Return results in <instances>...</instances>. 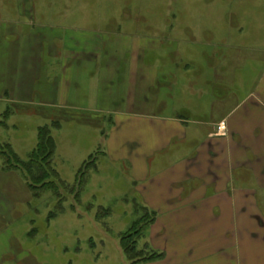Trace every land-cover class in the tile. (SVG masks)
Listing matches in <instances>:
<instances>
[{
  "label": "rangeland",
  "instance_id": "374dc122",
  "mask_svg": "<svg viewBox=\"0 0 264 264\" xmlns=\"http://www.w3.org/2000/svg\"><path fill=\"white\" fill-rule=\"evenodd\" d=\"M30 1L27 8L32 14L23 18L31 24L15 21L22 33L30 30L26 35L33 29L38 38L48 37V27L57 26L55 30L61 32L63 24L101 34H108L105 30L117 32L102 36L112 44L106 50L110 55L99 54L98 60L65 59L63 53L51 55L47 40L36 54V75L32 79L26 75L22 80L28 100H19L11 89L0 97V121L5 120L0 140L10 143L22 160H27L36 146L38 127L54 121L61 124L53 130L57 145L54 166L63 181L75 185L83 163L91 155L96 158L94 167L85 175L79 200L75 199L76 191L61 193L64 197L59 202L51 191H32L25 174L19 169H5V159L0 157V264H130L120 246L121 234L145 216L151 222L141 231L138 249H153L151 226L158 220V214L145 209L144 198L137 190L141 183L132 177L131 162L115 158L109 145L116 113H145L143 95L135 100L126 96L135 82L139 90L144 88L140 83L145 85V79L138 78L143 74L132 77L135 71L130 68L135 55L141 61L145 57L131 52V47L147 38V49L145 52L144 46L143 51L151 64L155 58L159 80H180L191 72L209 82L222 75L228 86L223 92L231 110L257 92L264 77V0ZM152 31L170 34L160 37ZM194 32H198L202 45L209 43L208 52L214 54L210 62L199 52L201 45L193 44ZM88 39L84 33L71 32L67 45L78 49L91 45ZM194 45L202 64L186 70L183 64L190 63ZM180 49L183 55H179ZM117 52V63L121 65L116 69L118 75L113 69L111 76L103 74L102 79L98 67L113 61L109 56ZM27 58L30 63L35 59L26 54L22 59ZM63 67L68 69L65 74ZM64 79H70V87L64 91V100L56 99ZM201 83L199 80L198 88ZM206 85L208 96L194 101L197 111L211 110L210 98L218 97ZM181 91L180 87H175V94L173 87L150 91V108L146 111L158 116L155 112L162 103L171 110L167 114H172L176 105L178 110L189 106L181 101ZM187 148L193 147L188 144ZM121 152L126 153V149ZM171 156L163 158L160 167L167 166Z\"/></svg>",
  "mask_w": 264,
  "mask_h": 264
},
{
  "label": "crops",
  "instance_id": "0c3cea01",
  "mask_svg": "<svg viewBox=\"0 0 264 264\" xmlns=\"http://www.w3.org/2000/svg\"><path fill=\"white\" fill-rule=\"evenodd\" d=\"M31 3L30 0H0V97L8 95L7 89H11L19 100H28L22 80L26 75L31 79L36 75L39 66L35 64L36 54L47 40L51 55L63 53L65 59L98 60L99 54L110 55L106 50L112 43L102 36L115 35L117 31L105 30L108 34H101L63 24L61 32L55 30L59 29L57 26L48 27V37L38 38L32 26L30 34L26 35L30 30L22 33L15 21H24V25L31 22L23 18L32 14L27 8ZM75 31L90 38L91 45L71 49L67 40ZM145 33L151 35L146 30ZM197 33L192 34V42L201 45L199 52L210 62L214 54L208 52V42L201 44ZM157 34L161 37L170 33ZM145 42L131 47V52L142 53L144 60L135 55L136 61L130 64L135 71L132 77L143 74L138 78L145 79V85L140 83L144 88L139 90L135 82L126 95L132 100L143 95L145 113H116V126L109 140L113 156L131 162L132 177L141 183L137 190L144 198L145 209L158 214L157 222L151 226L150 244L163 257L145 264H264V77L257 92L230 110L227 94L223 92L228 86L222 75L209 82L191 72L180 80H159L155 58L151 64L144 54ZM146 49L147 46L145 52ZM181 49L179 55H183ZM191 53L190 63L183 64L186 70L191 65L199 66L201 61L195 45ZM24 54L35 59L30 63L28 58L22 59ZM81 54L85 56L80 57ZM119 54L109 56L113 61L98 67L102 79L103 74L118 75ZM67 70L63 67V74ZM199 80L202 83L198 88ZM70 83V79L62 80L56 99L64 100V91ZM205 84L218 97L210 98L211 110L197 111L194 101L208 96ZM110 85L114 82L110 81ZM162 87H173L174 94L175 87L182 88L181 101L189 106L178 110L176 105L173 113L167 114L171 110L162 103L155 112L158 116L147 112L150 91L160 92ZM116 92L117 88L112 94ZM223 121L227 124L226 136L216 134L217 125ZM188 144L193 148H187ZM169 155H172L169 164L160 167L162 159Z\"/></svg>",
  "mask_w": 264,
  "mask_h": 264
},
{
  "label": "trees",
  "instance_id": "16d2710c",
  "mask_svg": "<svg viewBox=\"0 0 264 264\" xmlns=\"http://www.w3.org/2000/svg\"><path fill=\"white\" fill-rule=\"evenodd\" d=\"M4 124L5 120L0 121V127L4 126ZM60 126L61 124L58 121H54L50 125L38 127L37 143L29 153L27 160H22L10 143L0 140V157L5 159V169H19L25 174L29 181L28 187L32 191H51L58 196L59 202L64 197L61 193L67 194L68 192L77 191L75 199L79 200V191L83 187L85 175L91 167H94L96 158L91 155L89 160L83 163L77 174L75 185L71 186L63 181L54 166L57 145L53 136V130L59 129ZM106 212L108 211L106 210ZM50 217L53 216L51 215ZM150 222L143 216L130 230L120 236V246L125 257L130 261V264L147 263L163 257L162 253L154 249L147 247L143 250L138 249V240L143 232V228L147 224H150Z\"/></svg>",
  "mask_w": 264,
  "mask_h": 264
},
{
  "label": "built area",
  "instance_id": "2783aa9c",
  "mask_svg": "<svg viewBox=\"0 0 264 264\" xmlns=\"http://www.w3.org/2000/svg\"><path fill=\"white\" fill-rule=\"evenodd\" d=\"M216 134L220 136H226L227 135V124L226 122H220L216 127Z\"/></svg>",
  "mask_w": 264,
  "mask_h": 264
}]
</instances>
